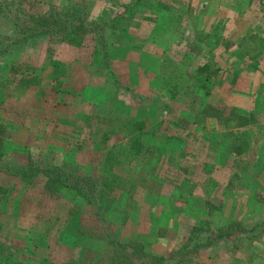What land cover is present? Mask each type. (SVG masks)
Returning <instances> with one entry per match:
<instances>
[{
	"label": "rangeland",
	"instance_id": "obj_1",
	"mask_svg": "<svg viewBox=\"0 0 264 264\" xmlns=\"http://www.w3.org/2000/svg\"><path fill=\"white\" fill-rule=\"evenodd\" d=\"M55 12L90 31L20 41L27 15ZM0 120L1 164L104 189L96 215L0 171V264H123L109 239L133 264H264V0H0ZM232 224L247 232L184 256L194 229Z\"/></svg>",
	"mask_w": 264,
	"mask_h": 264
},
{
	"label": "trees",
	"instance_id": "obj_2",
	"mask_svg": "<svg viewBox=\"0 0 264 264\" xmlns=\"http://www.w3.org/2000/svg\"><path fill=\"white\" fill-rule=\"evenodd\" d=\"M75 21L76 24H74ZM20 28L22 29L23 34L20 41H23L24 43L46 39L55 40L57 43L70 42L72 36L81 37L82 33L90 31L85 25L84 20L82 21L80 17H76L75 15L70 14L66 17L65 14L58 12L47 13L44 15H27L24 20V23L21 24ZM249 39L254 40L253 44L248 47H245V52L243 53L245 56L252 55L253 57H250V59L252 60L256 58L254 52L259 50L261 51L263 49V42L257 44L255 41V36H249ZM101 40L104 41V38L102 37ZM21 66L22 65H20L16 61L12 62V64L9 65L8 73L16 76L18 73H21ZM202 73L212 78L216 72L209 71L208 67L205 66L201 69L200 74ZM24 78L25 76H22L20 80ZM10 81L11 79H6L4 85L7 86L11 84ZM232 119L233 121H236L234 117ZM7 125L8 122L6 124L4 123V120H0V148L3 147L4 139L7 136ZM133 125L137 131L142 132L144 129L142 122L135 123ZM239 127L242 126L240 124H237V128ZM237 135L239 137L241 136L240 133H237ZM139 141L140 139L137 136H131L128 139L130 153L132 150L138 152V150L146 146L145 144L143 146L139 145ZM234 151L239 155L240 153H242L243 150L240 149V152H238L237 146L236 148H234ZM0 171H3L7 174L19 176L24 179L25 177H27V175H29L28 177L31 178L42 177L45 180L44 185L47 193L56 195L61 192V190L73 192L76 195L81 196L84 200L90 202L93 208L95 209L96 215H99L101 213V201L103 198L104 189H99L97 183L91 181V179H89L88 177L80 175L78 171H65L63 169H52L51 167H40L32 165L16 166L15 168H11V166H6L1 163ZM108 186L109 185L107 184L104 185V187ZM110 190H113V187H111ZM246 232L247 230L245 228L237 224H232L227 228L223 229L210 227L196 228L191 232V235L188 237L187 243L185 244L186 246L183 248V251H185L184 256L196 254L200 249L212 247L213 245H216L222 241L225 242L229 239L236 237L237 235H242ZM107 243L108 245H111L113 247V250H115L114 252H118L123 257V264H133L132 254H125L126 247L124 245L117 243L113 239H109ZM160 261L163 262L164 260L161 259ZM137 264L146 263L139 261V263Z\"/></svg>",
	"mask_w": 264,
	"mask_h": 264
}]
</instances>
